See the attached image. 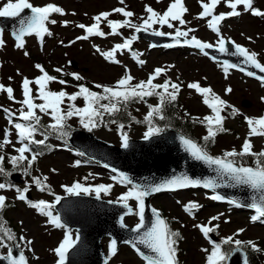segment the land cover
Masks as SVG:
<instances>
[{"label": "snow or ice", "instance_id": "1", "mask_svg": "<svg viewBox=\"0 0 264 264\" xmlns=\"http://www.w3.org/2000/svg\"><path fill=\"white\" fill-rule=\"evenodd\" d=\"M157 2L160 3L162 0H157ZM222 2L230 11L216 14V9ZM119 3L125 5V0H119ZM199 3L202 11L198 14L197 19H206L207 27L218 37L216 44L204 42L197 38L196 35H190L196 29L182 27L189 23L184 18L185 14L189 12L185 5V0H170L166 10L162 13L146 5L145 12L147 15L146 17H141V23L132 22L131 18L134 17L135 13L127 10L126 5L116 7L111 11L100 12L92 17L93 23L90 25L77 24L76 27L82 29L85 34L77 36L75 40L70 41L66 46H71L77 41L88 40L90 37L123 36L121 29L128 28L133 30V34L130 37L124 38L122 43H116L107 51L93 45L96 53L108 62L121 64V61L117 59V54H123L127 51L131 53L132 58L139 65L143 66L146 63L141 58L143 53L133 50L134 42L139 39L136 34L148 33L155 37H169L172 42L163 44V48L171 49L177 46H187L199 50L204 56L209 55L208 51H206L207 49L215 48L220 53L242 58L241 63H232L228 60L222 62L220 66L225 77L227 78L230 69H238L248 77H255L260 81L261 86L264 87V75H257L255 71L247 70L244 67L250 66L258 70L259 73H264V63L258 59V53L235 43V41L226 39L222 35L221 29L222 22L227 18L240 17L243 13H250L252 16L264 18V11L254 7V0H199ZM240 6L243 7V12L238 10ZM26 10L30 14L25 15ZM113 13L121 14L124 19H110ZM53 14H59L62 17L67 15L64 8L54 3L35 6L30 0H0V18L17 21L11 33L17 49L25 48L26 37L34 36L41 42L46 37H51L53 32L50 30V25L58 23L56 19L52 18ZM72 15H75V13H72ZM69 23L70 21L64 20L63 26L67 27ZM105 23L107 28L110 29L109 32H105L101 27ZM177 23L179 26H177ZM156 25H159V28L154 27ZM165 26L173 31L166 32L161 30ZM5 30V27L0 26V50L6 47ZM63 43L61 41V44ZM228 43L234 45V51L229 52V48L226 46ZM158 46L155 43L150 45L151 48ZM24 55L28 56L29 53L25 51ZM213 59L216 58L213 57ZM69 63L71 62L69 61ZM174 67V65L156 67L146 80L134 82L136 78L131 74L127 66H124L123 75L113 85L94 83L92 87L87 86L85 83H79L85 80V77L80 73L67 72L63 67H56L54 71L60 76L71 77L72 80L78 82L72 85L77 90L69 93L65 90L69 86L68 80L51 75L42 65L36 64L35 68L41 74L34 79L23 77L21 84L22 100L16 99L14 89L11 86L0 83V93H5L9 100L21 105L17 110L19 113L18 117L16 112L7 108L3 109L7 113L9 124L12 125L18 137L16 143L20 146L16 147L13 144L10 139L12 132L9 129H5L2 139H0V177L4 178L3 182H0V190H14L16 200L24 202L30 209L46 217V224L55 228H65L61 215L55 212L56 205L61 202L63 197L53 192L47 176L32 175L34 164L45 154V150H50L52 147L46 143L49 137L55 135L57 139L66 141L71 136V125L68 121L75 117L78 118L80 126L88 132H92L101 126L107 127L109 124L117 125L121 147L128 149L130 147L129 133L125 131L126 125L120 123L117 117L119 114L127 112L130 104L147 103V98L150 97H157L158 103L155 105L148 104L149 110L144 116V122L147 123L148 127L143 139L150 140L160 135L168 125L159 127L155 120L157 118L161 121L167 119L165 115L166 107L173 105L177 101L184 84L183 81L175 82L168 77V72ZM161 77H166L162 83L155 82ZM177 80H179V77H177ZM53 82L59 83L64 88L59 91L51 90L49 85ZM33 85L36 86L35 94ZM186 87L194 90L196 94L203 98V104L211 110V114L205 115L202 119L192 117L194 123L198 122L206 128V135L202 137L203 144L185 135H180L178 139L183 150L191 158L202 161L216 175L211 178L194 179L187 173H181L160 182L140 184L135 183L126 173L111 167V172L115 173V175L110 177L111 180L130 187L115 201L109 200L108 203L122 204L127 209L125 215L134 214L139 217V222L131 229L137 235L125 241V243L129 244L146 261V264H179L178 244L183 239L179 231H174L170 228L167 220L162 217L156 208L151 209L154 218L150 226L148 225L145 217V200L153 194L202 187L213 191L214 194L210 196L211 200L224 201L226 199L225 196L217 192V189L246 187L252 193L250 203H244L235 198L229 199L228 203L237 208L247 207L254 210L255 214L250 217V220L264 223V150L254 151L252 143L253 137H264V115L259 117L245 116L249 131L239 151L232 149L225 151L222 156L211 155L208 151V144L215 143L218 134L229 131L224 126L227 117L223 113L231 109L229 115L234 117L239 114V110L221 98L210 86H202L199 81L189 82ZM93 88L100 91H94ZM232 91L231 87L225 89L226 94ZM78 99L83 100V106H79L76 103ZM37 100L41 102L37 103ZM261 100L264 101V97H261ZM41 114L50 117L51 123L43 125ZM128 115L131 116V113H128ZM185 115L189 114L185 113ZM14 117L22 122H15ZM132 119L135 120V117H132ZM38 134L43 138L36 139ZM9 145H12L16 153L15 155H7V162L11 165V170L5 167L6 154L4 149ZM79 155L83 156L84 153L80 152ZM245 157H252L253 164L248 165L244 160ZM79 164L80 161H76L75 166H79ZM104 167L109 168L110 165L105 164ZM16 171L22 172L24 176H30L31 185L26 183L24 187H19L8 179ZM51 171L55 172L56 169ZM84 179L87 181L88 177ZM32 185L40 192H48L54 196V200L49 202L44 199H29L28 193ZM61 187L69 196H91L94 194L97 199H100L102 193L104 195L111 193L113 184L86 185L80 181H75L71 185H62ZM129 201L136 202L135 208L129 204ZM8 206L6 195L0 194V249L6 250V252H0V262H6V264H30L29 258L25 254V248L30 252L33 251L31 246L34 241L24 235L17 237L11 228L6 227L7 221L3 218L2 213ZM201 207L202 205L199 203L190 201L184 205L183 210L195 218V212ZM222 216L223 213L214 215L210 218L208 224L194 225L204 238L208 240L210 245V248L201 249L206 254L205 264H228L233 253L246 252L249 247L257 252L261 251L254 241H242L235 238L245 231L243 228L238 229L233 236L222 238L220 242L211 239L210 234L216 232L219 225L214 227L208 225L212 221H219ZM20 223L23 224V221ZM120 225L121 227L127 226L124 223V216L120 217ZM80 239L79 233L74 236L72 231H65L62 241L59 242L58 246L51 249L57 257L55 264H67L69 252L76 248ZM139 245H143L148 249L150 254L141 251ZM225 245L232 247L225 250ZM17 250L18 254H15ZM117 252V241L112 239L109 243L108 257L105 260V264H108V261ZM243 264H249L247 255L244 256Z\"/></svg>", "mask_w": 264, "mask_h": 264}, {"label": "rangeland", "instance_id": "2", "mask_svg": "<svg viewBox=\"0 0 264 264\" xmlns=\"http://www.w3.org/2000/svg\"><path fill=\"white\" fill-rule=\"evenodd\" d=\"M30 2L35 6L54 3L64 8L67 15L62 17L59 14H53L52 18L58 21L56 25H50L53 35L46 37L43 42L34 36L26 37L24 49H17L14 40L5 31L6 47L0 50V83L11 86L17 100L23 99L21 89L23 77L34 79L41 74L35 68L36 64L42 65L49 74L68 80L69 86L65 90L69 93L73 90L72 85L76 81L72 80L71 77L60 76L54 71L56 67H63L67 72L80 73L85 77V80L80 83L93 86L94 83L113 85L123 75L124 66H127L136 78L134 82H138L146 80L156 67L174 65L175 67L167 75L175 82H184L179 99L180 110L184 114L188 113V116L200 119L211 114V110L203 104V98L196 94L194 90L186 87L187 83L193 81H199L202 86H210L221 98L239 110V114L234 117L226 111L223 113L227 117L224 126L229 131L218 134L215 143H209L208 148L211 155L222 156L225 151L232 149L239 151L249 131L245 116L259 117L264 115V101L261 100V97H264V87L261 86V83L233 71H229L226 78L220 66L221 64L206 58L195 49H188L184 46L171 49L160 46L157 49H151L149 42L138 39L133 44V50L143 53L141 58L146 61L143 66L139 65L132 58L131 53L127 51L123 54H117V59L121 61V64L108 62L96 53L93 45L107 51L116 43H122L124 38L130 37L133 30L128 28L121 29L123 36L90 37L88 40L77 41L71 46H66L70 41L75 40L77 36L85 34L76 25L79 23L90 25L93 23L92 17L100 12L111 11L116 7L126 5L127 10L135 13L134 17L131 18L132 22L141 23V17L147 15L145 12L146 5L162 13L166 10L170 0H162L160 3L157 0H125V5H121L119 0H30ZM185 5L189 12L185 14L184 18L189 23L182 27L194 28L196 31L190 33V35H196L204 42L216 44L218 37L207 27L206 19H197L198 14L202 11L199 0H185ZM254 7L264 11V0H254ZM238 10L243 12V7L240 6ZM228 11L230 9L222 2L217 7L216 14ZM72 13H75V15H72ZM111 18L124 19L118 13H113ZM233 18L234 20L227 18L222 22V35L226 39L235 41V43L257 52L258 59L264 63V18L252 16L250 13H243L240 17ZM64 20L70 21L67 27L63 26ZM177 26H179L178 23ZM101 27L105 32L110 31L106 23L102 24ZM154 27L159 28V25ZM161 30L173 31L166 26ZM61 41L64 43L61 44ZM158 41L159 43H168L169 40ZM25 51L29 53L28 56L24 55ZM69 61L75 65V68L71 66ZM10 77L11 79H9ZM177 77H179V80H177ZM164 78L166 77H161L155 82L162 83ZM32 87L35 94L36 86L33 85ZM49 87L55 91L64 88L56 82L51 83ZM228 87H231L233 91L226 94L225 89ZM154 101L153 98H147V103H137L133 108L135 120L127 123L125 127L130 139L143 138L148 125L141 122V120L146 115L148 104H154ZM36 102L40 103L41 101L37 100ZM78 105L80 106V104ZM20 107V104L9 100L5 93H0V139L3 137L4 130L9 129L12 132L10 139L16 147L20 146L16 143L18 137L12 125L9 124L7 113L3 109L7 108L16 112L18 117L17 110ZM13 119L15 122H22L18 121L16 117ZM42 121L51 123L48 116L42 115ZM68 123L72 125L71 129L82 128L78 118L74 117ZM91 133L105 142L116 146L121 145L117 125L101 126ZM204 135H206V128L202 127H198L192 133V136L200 142H202ZM36 139H41V137L38 135ZM252 143L254 151L264 149V137H253ZM4 152L6 158L9 154H16L12 145L6 146ZM76 161H80L77 155L72 154L64 145H57L50 154L37 160L32 168V175L47 176L53 192L60 196H69L61 186L71 185L75 181H80L86 185L113 184V189L109 195L101 194L102 199L112 201H115L130 187L112 181L110 178L112 173L101 168L98 164L82 162L81 160L79 166H75ZM247 164L252 165L253 163L249 161ZM52 169H56V171L52 172ZM18 174L21 181L18 183L12 181L14 184L19 187H24L26 183L31 185L30 176H24L19 171ZM85 177H88L87 181H85ZM0 180L3 181L4 179L0 178ZM0 194L6 195L8 205L12 207L6 210L4 214L2 213L3 218L7 221L6 227L11 228L17 237L24 235L34 241L31 246L33 251L30 252L25 248V254L28 256L30 264H55L57 257L51 249L58 246L59 242L62 241L65 231H72L74 236L75 232L67 227L55 228L46 224V217L30 209L24 202L16 200L14 190H0ZM28 194L29 199L32 200L44 199L49 202L54 200V196L48 192H40L34 185L31 186ZM211 195L209 192L189 189L164 194L151 200V206L164 215L170 228L179 231L183 237L178 244L179 264H205L206 254L201 249L210 248V245L194 225L208 224L212 216L221 213H223V216L219 221H212L208 225L213 227L219 225L216 232L210 234L211 239L214 238L215 241L220 242L222 238L233 236L238 229L243 228L245 231L235 238L242 241H254L257 247L261 249V253L264 254V225L252 222L250 220L251 213L247 211L231 208L228 204L211 200ZM190 201L202 205L195 212V218L183 210L184 205ZM129 204L135 208L136 202L129 201ZM21 221H23V224L20 223ZM138 222L139 219L136 215L125 220V223L130 227L135 226ZM29 226L30 228H28ZM103 245L106 251L108 240H104ZM0 252H6V250L0 249ZM108 264H146V261L141 259L130 247L122 246L117 254L108 261Z\"/></svg>", "mask_w": 264, "mask_h": 264}, {"label": "water", "instance_id": "3", "mask_svg": "<svg viewBox=\"0 0 264 264\" xmlns=\"http://www.w3.org/2000/svg\"><path fill=\"white\" fill-rule=\"evenodd\" d=\"M24 14H30V12L27 10ZM1 20L0 26L12 33L13 26L17 21L8 18H1ZM145 38L152 40L154 37L145 36ZM226 46L229 48V52L234 51L233 44L228 43ZM206 51L209 53L208 56L215 57L221 62L228 60L232 63H241L242 60L237 56L220 53L215 48ZM244 67L247 70L255 71L257 75H264L250 66ZM180 135L182 134L177 131L166 130L150 140H130V147L124 149L101 141L88 132L74 131L70 143L103 167L105 164L110 165L108 170L111 171V167H115L126 173L135 183L160 182L181 173H187L194 179L214 177L216 174L209 166L202 161L194 160L183 150L178 139ZM198 188L213 192L211 189ZM216 191L228 199L235 198L244 203L251 202L252 193L246 187L220 188ZM168 192L153 194L146 198L145 217L149 226L154 218L149 206V199ZM55 209L61 215L62 222L75 230L76 234L79 233L81 237L76 248L69 252L67 264H105L107 257L101 244L103 238L115 239L119 249L121 244H126L125 241L137 235L131 231L132 228L120 225V217L127 216L125 215L127 209L122 204H110L108 201L96 197L82 195L64 197ZM139 247L141 251L150 254L143 245H139ZM15 254H18V250ZM245 255H247L246 252L233 253L228 264H243ZM0 264H6V262H0Z\"/></svg>", "mask_w": 264, "mask_h": 264}, {"label": "trees", "instance_id": "4", "mask_svg": "<svg viewBox=\"0 0 264 264\" xmlns=\"http://www.w3.org/2000/svg\"><path fill=\"white\" fill-rule=\"evenodd\" d=\"M75 84H77V83H75ZM81 102L83 104V100ZM134 104L135 103H132L128 106L127 112L119 114L117 119L119 120L120 123H126V122H129L131 120L128 113H131V108L133 107ZM179 106H180L179 100L177 99V101L174 102L173 105H168L166 107L165 115H166L167 119L164 121H161L157 118L155 120V123L159 127H165V125H168V127L176 129V130L180 131L181 133L185 134L186 136L191 137V132L197 127V125H199V123L198 122L194 123L192 120V117L184 115V113L179 109ZM106 119H108V118L106 117ZM42 124L47 125V124H44L43 122H42ZM55 142L56 143L57 142L63 143L66 141L57 139L55 135H52L49 137V139L46 143L53 147ZM203 143L204 142L202 140V142L200 144H203ZM209 145L210 144H208V146ZM52 147L50 150H45L44 155L49 154L52 151ZM244 160H246V157L244 158ZM252 161H253V158H252ZM5 167L8 170H11V165L7 162V158L5 161ZM230 247H232V246H227V249ZM247 254H248V258H249V264H264V255H260L258 252H256L255 250H252L250 248L247 249Z\"/></svg>", "mask_w": 264, "mask_h": 264}, {"label": "bare ground", "instance_id": "5", "mask_svg": "<svg viewBox=\"0 0 264 264\" xmlns=\"http://www.w3.org/2000/svg\"><path fill=\"white\" fill-rule=\"evenodd\" d=\"M230 19L234 20V18H230ZM230 19H228V20H230ZM229 22H231V21H229ZM28 228H30V226Z\"/></svg>", "mask_w": 264, "mask_h": 264}]
</instances>
